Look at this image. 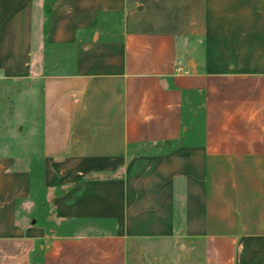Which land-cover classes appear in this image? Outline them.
I'll use <instances>...</instances> for the list:
<instances>
[{
	"label": "crops",
	"instance_id": "0c3cea01",
	"mask_svg": "<svg viewBox=\"0 0 264 264\" xmlns=\"http://www.w3.org/2000/svg\"><path fill=\"white\" fill-rule=\"evenodd\" d=\"M43 5L0 0V75L40 92L55 224L0 158V264H264V0H53L46 37ZM46 46L71 69L46 72Z\"/></svg>",
	"mask_w": 264,
	"mask_h": 264
},
{
	"label": "rangeland",
	"instance_id": "374dc122",
	"mask_svg": "<svg viewBox=\"0 0 264 264\" xmlns=\"http://www.w3.org/2000/svg\"><path fill=\"white\" fill-rule=\"evenodd\" d=\"M52 1L44 0L47 5ZM114 30L116 27L113 23L108 30L110 35L113 34ZM43 52L46 72H64L71 69V54L66 48L46 46ZM33 81L34 78L13 81L4 79L0 75V158L11 160L14 168H24L29 171L32 188L37 197H34L35 199L32 201L34 206L31 207L30 211H27V215L30 216L28 220L34 218L36 223L43 224L49 231L55 222L54 220L47 221L46 217L51 214V212L49 213L50 210L48 208L41 209L39 206L41 202L45 201V192L41 186L42 158L36 152L38 148H36L35 138L30 132L33 123L26 119L28 114L39 110L37 106H34V101L35 98L40 97V92L34 89ZM196 101L199 102V95L197 94L191 98V103L189 102L184 112L186 128L192 131L187 139L191 141L193 138L197 140L202 132L201 116L195 112V105H198L195 103ZM172 146L173 144H159L156 145L155 150L163 151ZM33 264L40 263L38 259H35Z\"/></svg>",
	"mask_w": 264,
	"mask_h": 264
},
{
	"label": "trees",
	"instance_id": "16d2710c",
	"mask_svg": "<svg viewBox=\"0 0 264 264\" xmlns=\"http://www.w3.org/2000/svg\"><path fill=\"white\" fill-rule=\"evenodd\" d=\"M43 10H44V14H45V23H44V34H45V37H46V34H47V28H48V17H49V14H50V7L49 5H47L45 2H44V5H43ZM102 16V15H101ZM47 42V41H46ZM197 95H199V102H195V103H198V105H195L196 106V109H195V112H198V114L201 116L202 113H203V95L200 94V93H195ZM196 98V97H195ZM187 131H190L191 129H187ZM164 144H167V145H172L173 147H175L178 143H173V142H165Z\"/></svg>",
	"mask_w": 264,
	"mask_h": 264
}]
</instances>
